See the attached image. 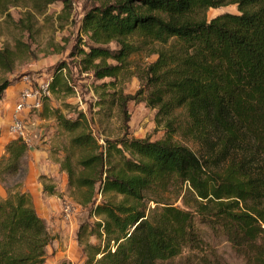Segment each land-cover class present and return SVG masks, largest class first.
<instances>
[{"label": "trees", "instance_id": "trees-1", "mask_svg": "<svg viewBox=\"0 0 264 264\" xmlns=\"http://www.w3.org/2000/svg\"><path fill=\"white\" fill-rule=\"evenodd\" d=\"M25 1L42 9L55 0ZM13 3L0 0V12ZM226 4L237 11L206 17ZM79 29V66L111 78L94 86L97 112L126 114L130 100L142 101L164 128L158 139L124 131L100 143L83 112H46L68 135L59 160L67 187L95 217L77 233L82 264H230L204 227L244 264H264V0H100ZM11 60L0 50V67ZM67 68L55 64L51 94L73 92ZM131 76L139 88L123 93ZM4 149L0 176L21 169L28 144L12 137ZM165 193L181 196L182 205ZM84 233L96 242L81 241ZM49 240L27 192L0 199V264H45Z\"/></svg>", "mask_w": 264, "mask_h": 264}, {"label": "rangeland", "instance_id": "rangeland-1", "mask_svg": "<svg viewBox=\"0 0 264 264\" xmlns=\"http://www.w3.org/2000/svg\"><path fill=\"white\" fill-rule=\"evenodd\" d=\"M13 4L0 12V50L8 49L12 60L7 67H0V86L8 80L10 84L0 97V157L5 153L4 146L14 134L9 131L14 105L19 101V90L26 82L39 90V85L46 81L59 61L67 64L65 73L73 86L70 94H44L40 92L43 103L39 108L22 110L24 130L28 141V151L21 169L14 174L0 176V199L14 191H25L32 199L37 213L44 219L50 235L45 249V264H82L84 255L78 240L80 225L95 220L89 214V205H81L67 187V175L59 167L63 148L68 139L52 117L46 115L51 107H58L67 117H74L76 111L85 114L88 128L100 143L104 136H120L126 131L129 136L158 139L164 135L161 123L155 120V108L144 102L130 100L126 114L114 108L109 114L96 105L98 94L94 86L107 82L111 78L96 79L79 64V55L73 54L79 39H85L79 25L83 13L100 0H55L42 9H36L31 2L13 0ZM229 11L236 12L235 4L211 7L206 17ZM114 47V43H110ZM149 56L145 60H151ZM139 79L131 76L121 85L123 93L133 94L139 88ZM105 89H109L107 86ZM69 103L70 107H65ZM194 149L197 145L186 140ZM54 188L48 193L43 187ZM164 198L175 205H182L181 196L165 193ZM99 201L101 196L96 194ZM153 205L152 202H150ZM88 228V227H87ZM203 235L230 264H244L228 244L214 238L207 228H202ZM84 239L95 243L93 236L84 233ZM176 264H190L180 262ZM180 262V263H179Z\"/></svg>", "mask_w": 264, "mask_h": 264}, {"label": "built area", "instance_id": "built-area-1", "mask_svg": "<svg viewBox=\"0 0 264 264\" xmlns=\"http://www.w3.org/2000/svg\"><path fill=\"white\" fill-rule=\"evenodd\" d=\"M40 92H42L44 95L50 94L48 89V80L42 82L39 85V90L35 89V87L30 83L26 82L19 90V101L14 105L11 114L9 131L14 134V137H21L27 144L29 138L27 137L24 130L21 111L39 108L42 104Z\"/></svg>", "mask_w": 264, "mask_h": 264}, {"label": "crops", "instance_id": "crops-1", "mask_svg": "<svg viewBox=\"0 0 264 264\" xmlns=\"http://www.w3.org/2000/svg\"><path fill=\"white\" fill-rule=\"evenodd\" d=\"M14 137V136H13Z\"/></svg>", "mask_w": 264, "mask_h": 264}]
</instances>
